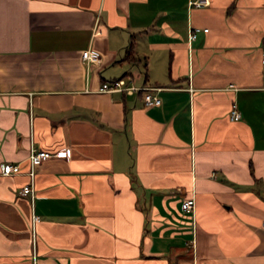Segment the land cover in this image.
<instances>
[{"label":"crops","instance_id":"crops-1","mask_svg":"<svg viewBox=\"0 0 264 264\" xmlns=\"http://www.w3.org/2000/svg\"><path fill=\"white\" fill-rule=\"evenodd\" d=\"M263 56L264 0H0V264H264Z\"/></svg>","mask_w":264,"mask_h":264},{"label":"built area","instance_id":"built-area-1","mask_svg":"<svg viewBox=\"0 0 264 264\" xmlns=\"http://www.w3.org/2000/svg\"><path fill=\"white\" fill-rule=\"evenodd\" d=\"M210 0H188L189 6L199 7L208 5ZM206 31L207 28H200V27H190L188 29L187 33V39L188 41H191L196 38L197 33L199 31ZM81 57L83 61L87 64L92 62H98L100 59L99 51L88 47L87 49L83 50L81 53ZM262 62L264 63V56L262 58ZM151 89H155V87L151 86H137L129 83V81L123 79V78H114L111 80H106L102 82L101 86L99 87L100 91L104 92H118V93H124V92H143L142 98L143 103L145 106L154 105L160 102V98L156 93H152ZM158 89V88H156ZM240 118V113L237 109L233 108L230 112V119L237 120ZM51 157H59V158H65L69 159V152L66 148L58 149L57 151L51 152L44 149H39L33 145V143L30 144L29 147V153L27 157L28 161V169L26 173L29 176V182L22 185L18 193L20 195H29L32 199L34 197V174L36 171V168L42 164L44 161L50 159ZM21 171V167L19 163L14 162H2L0 163V174L1 175H11L16 174ZM181 207L185 211H192L195 207V199L193 196L185 198L182 203ZM32 223L34 224L38 217L35 214L31 215ZM262 226L264 227V220L262 222Z\"/></svg>","mask_w":264,"mask_h":264},{"label":"trees","instance_id":"trees-1","mask_svg":"<svg viewBox=\"0 0 264 264\" xmlns=\"http://www.w3.org/2000/svg\"><path fill=\"white\" fill-rule=\"evenodd\" d=\"M126 57L130 58L131 61H135L136 59L133 58L132 56V52H131V47H127V51H126V54H125Z\"/></svg>","mask_w":264,"mask_h":264}]
</instances>
